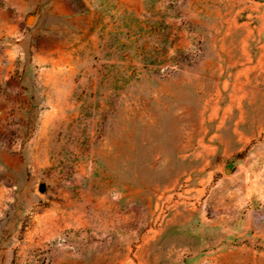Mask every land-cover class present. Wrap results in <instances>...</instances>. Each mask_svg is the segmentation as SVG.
Returning <instances> with one entry per match:
<instances>
[{
    "label": "rangeland",
    "instance_id": "374dc122",
    "mask_svg": "<svg viewBox=\"0 0 264 264\" xmlns=\"http://www.w3.org/2000/svg\"><path fill=\"white\" fill-rule=\"evenodd\" d=\"M0 264H264V0H0Z\"/></svg>",
    "mask_w": 264,
    "mask_h": 264
},
{
    "label": "water",
    "instance_id": "95a60500",
    "mask_svg": "<svg viewBox=\"0 0 264 264\" xmlns=\"http://www.w3.org/2000/svg\"><path fill=\"white\" fill-rule=\"evenodd\" d=\"M44 189V184L41 183L40 186H39V190H43Z\"/></svg>",
    "mask_w": 264,
    "mask_h": 264
}]
</instances>
